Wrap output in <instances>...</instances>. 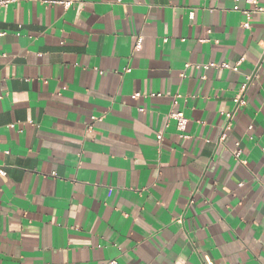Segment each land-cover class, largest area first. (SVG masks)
<instances>
[{
	"label": "crops",
	"instance_id": "obj_1",
	"mask_svg": "<svg viewBox=\"0 0 264 264\" xmlns=\"http://www.w3.org/2000/svg\"><path fill=\"white\" fill-rule=\"evenodd\" d=\"M236 4L0 8V264H264V13Z\"/></svg>",
	"mask_w": 264,
	"mask_h": 264
},
{
	"label": "built area",
	"instance_id": "obj_2",
	"mask_svg": "<svg viewBox=\"0 0 264 264\" xmlns=\"http://www.w3.org/2000/svg\"><path fill=\"white\" fill-rule=\"evenodd\" d=\"M19 0H0V8L2 7H8L10 6L12 3H15ZM45 3H63L65 4L66 6H69L71 3H72V0H41ZM249 1L251 4H252V7L251 8H241L238 4H236L234 6V9L235 10H239L241 12H243V14H245L248 19L243 23V25L245 27H251V22H250V18L252 16L253 13L257 12V13H264V5H262L260 3V0H247ZM190 17L193 18L194 17V10L190 11ZM6 34V31L3 30L0 26V38L3 37L4 35ZM167 40V38L165 39ZM239 63L238 62L236 65H232L231 63H228V62H223V63H215V62H212V63H208L206 65H204V67L206 68H209L211 66H219V67H224V68H232L234 69L235 71H239ZM191 66V63H187L186 66H185V70L182 71L181 75L183 77L186 76V69L189 68ZM246 84L242 86L239 94L236 96L235 98V102L237 105H241V104H246V99L244 98V92L246 90ZM136 95H140V93H137ZM171 117L175 118L177 120V125H178V128L181 132H185L186 129H187V125H188V117L185 115V113L183 111H173L171 113ZM232 117H233V112H228L227 113V123H226V126H225V131L227 129H229L232 125ZM93 119H100L101 117H97V116H93L92 117ZM225 131H224V136H226L225 134ZM163 138V134L160 133L158 135V139L159 140H162ZM242 153V150L240 149L239 147V143H238V148L236 150V155L239 157ZM0 173L2 174H6V171L3 169V168H0ZM117 261H111L109 264H116Z\"/></svg>",
	"mask_w": 264,
	"mask_h": 264
}]
</instances>
